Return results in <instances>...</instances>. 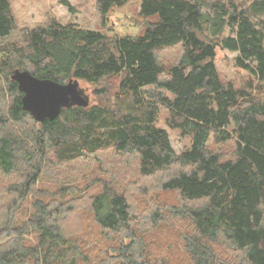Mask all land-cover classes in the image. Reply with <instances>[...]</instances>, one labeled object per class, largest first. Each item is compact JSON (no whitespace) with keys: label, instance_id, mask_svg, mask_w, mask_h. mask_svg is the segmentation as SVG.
<instances>
[{"label":"trees","instance_id":"trees-1","mask_svg":"<svg viewBox=\"0 0 264 264\" xmlns=\"http://www.w3.org/2000/svg\"><path fill=\"white\" fill-rule=\"evenodd\" d=\"M129 1L96 0L103 23ZM140 15L137 36L55 18L20 28L0 0V264H264V101L221 79L211 38L229 27L223 47L264 82V0H141ZM16 69L102 84L96 94L120 77L117 108L74 106L40 123L22 108ZM146 87L172 95L162 105L168 125L191 137L184 151L157 126ZM212 137L232 153L210 147ZM153 184L154 224L180 222L171 233L188 260L152 256L138 233L130 198L148 204Z\"/></svg>","mask_w":264,"mask_h":264},{"label":"rangeland","instance_id":"rangeland-1","mask_svg":"<svg viewBox=\"0 0 264 264\" xmlns=\"http://www.w3.org/2000/svg\"><path fill=\"white\" fill-rule=\"evenodd\" d=\"M13 11L17 18V22L20 28H34L38 25L46 23L49 19L55 18L64 25L73 24L86 29L100 30L108 33L109 35H131L137 36L142 34L145 30L146 19L140 15L141 0H130L124 6L115 7L107 15V21L104 24L102 16L98 10L96 0H68L74 10L71 11L62 3V0H10ZM240 3L248 4L252 0H238ZM230 35L229 27H226L224 32L216 37H211L218 45L216 47V66L221 79L225 83H232L236 88H245L249 92L257 96L264 101V82H259L254 76L236 65L237 52L230 51L223 47L222 39ZM178 51L169 50L163 55L166 59H172L177 55ZM112 84L111 93L96 94L95 90L100 88L101 85L90 84L84 81H79L80 85L86 89L90 96V105L106 104L108 108L116 110L117 103L116 98L113 95L118 88L117 85L120 82V77H114L111 79ZM108 84V83H107ZM144 96L147 104L158 108V121L157 126L166 130L169 134L171 145L176 152L180 153L190 147L191 137L183 136L178 129L171 128L167 123L169 111L162 105V99L164 97H172V95L165 90H158L154 87H146L144 89ZM130 100L124 102L121 105L122 111L129 110ZM209 146L216 148L226 154H231L233 150V144H224L220 147L214 145L213 137L210 140ZM110 152H107V155ZM107 165V163H106ZM120 170L122 169L119 168ZM130 173L134 171L131 167L128 169ZM90 177V175H88ZM154 188H149V191L145 196L148 198L149 203L140 204L135 200V197L130 198L132 202V214L137 219L138 233L146 238L147 246L150 249L152 256H170V259H174L178 256L182 259L188 260V255L184 252V246L179 238H176L175 228L180 227V222L172 216H164L162 221H159L158 225L154 224V221L158 219L155 216L154 211L157 204L154 200H151V193L158 189V186L153 184ZM135 192V191H134ZM140 195V193H139ZM162 199V196H159ZM167 197V196H166ZM143 198V197H142ZM146 198H144L145 200ZM173 198L170 197V200ZM178 201V199H177ZM164 220V221H163ZM174 223V228L170 224ZM172 232V233H171ZM31 241H34L33 236H29ZM167 240L172 248L164 251L160 247L155 246V241ZM160 249V250H159Z\"/></svg>","mask_w":264,"mask_h":264},{"label":"water","instance_id":"water-1","mask_svg":"<svg viewBox=\"0 0 264 264\" xmlns=\"http://www.w3.org/2000/svg\"><path fill=\"white\" fill-rule=\"evenodd\" d=\"M12 79L18 83L19 90L23 93V110L40 123L54 121L66 108L90 105V96L78 79L61 83L20 69L14 71Z\"/></svg>","mask_w":264,"mask_h":264}]
</instances>
